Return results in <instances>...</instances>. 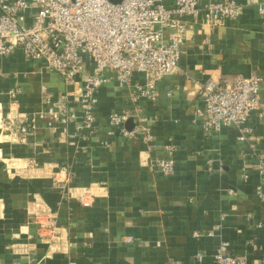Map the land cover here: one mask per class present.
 Instances as JSON below:
<instances>
[{
  "label": "crops",
  "instance_id": "1",
  "mask_svg": "<svg viewBox=\"0 0 264 264\" xmlns=\"http://www.w3.org/2000/svg\"><path fill=\"white\" fill-rule=\"evenodd\" d=\"M236 2L234 21L191 22L180 69L159 83L156 101L134 105L107 72L93 131L37 119L49 109L43 88L74 110L83 81L68 85L22 49L0 57V264H213L223 242L247 264H264V116L254 115L243 142L234 128L208 135L195 113L204 83L239 75L263 79L264 111V0ZM112 114L129 117L128 131L144 118L152 152L109 135ZM33 124L26 137L17 131ZM168 144L175 172L164 176L152 164L169 157Z\"/></svg>",
  "mask_w": 264,
  "mask_h": 264
},
{
  "label": "built area",
  "instance_id": "2",
  "mask_svg": "<svg viewBox=\"0 0 264 264\" xmlns=\"http://www.w3.org/2000/svg\"><path fill=\"white\" fill-rule=\"evenodd\" d=\"M264 16V5L260 8ZM236 0H222L201 6L200 0H0V57H9L16 49L34 61H43L49 71L60 75L68 85L83 81L80 104L72 110L64 100L42 89L49 105L37 119L51 126L80 121L77 131H93L98 92L109 82L107 72L116 74L122 87L131 89V101H156L159 83L180 69L182 49L190 28L201 17L212 27L240 17ZM193 22V23H191ZM136 74L144 83H134ZM259 76L222 77L202 85V105L196 115L203 121L208 135L234 128L240 141L251 138L250 122L255 114L264 116ZM20 95L17 91L12 98ZM127 115L112 114L109 118L112 135L119 131L128 139H139L151 153L155 142L151 129L138 116L134 129L128 131ZM26 126L17 131L23 137L30 133ZM105 145L107 143H104ZM169 155L152 164L164 176L175 172V146L168 144ZM264 172V167L261 170ZM257 196L264 201V189ZM46 214V212L44 213ZM43 215V214H42ZM41 230L57 231L55 226L41 225ZM212 236V235H211ZM47 240V238L45 239ZM202 259V256H198ZM213 264H247L243 257L230 253V244L223 242L213 255Z\"/></svg>",
  "mask_w": 264,
  "mask_h": 264
},
{
  "label": "water",
  "instance_id": "3",
  "mask_svg": "<svg viewBox=\"0 0 264 264\" xmlns=\"http://www.w3.org/2000/svg\"><path fill=\"white\" fill-rule=\"evenodd\" d=\"M114 3H120L122 0H111Z\"/></svg>",
  "mask_w": 264,
  "mask_h": 264
}]
</instances>
